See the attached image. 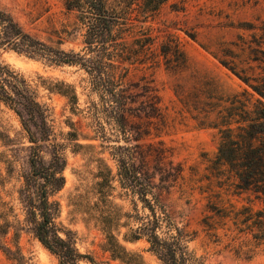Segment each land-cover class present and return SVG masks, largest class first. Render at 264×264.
<instances>
[{
	"label": "trees",
	"instance_id": "1",
	"mask_svg": "<svg viewBox=\"0 0 264 264\" xmlns=\"http://www.w3.org/2000/svg\"><path fill=\"white\" fill-rule=\"evenodd\" d=\"M166 1L62 0L65 11L74 14L72 29L65 32L81 35L80 50L64 49L41 39L0 7V48L13 49L47 64H77L87 73L90 88L98 95L87 107L93 118L94 134H81L78 126H72L67 133L71 138L78 135L100 138L99 145L111 149L117 166L113 173L107 161L100 158L101 180L96 182L94 190L99 206L91 218L103 234L101 248L107 255L97 260L92 253L79 249L73 229L56 220L61 205L53 195L64 185L67 158L64 143L52 137L54 123L50 107L38 99L36 88L20 71L0 60V100L18 114L32 142L27 147L28 168L21 173L23 182L18 188L22 218L0 190V250L8 258L22 256L18 237L26 230L57 257L59 264H82L81 260L89 264H146L140 251L125 244L141 238L147 242L146 249L164 264L196 263V256L187 244L192 232L180 223L167 202V186L161 184L165 179L160 177L156 181L144 158L136 163L128 149L132 145L119 142L121 138L126 142L135 139L133 146L140 148L141 136L131 130L136 122L133 117H141L139 111L146 116L160 113V95L144 69L163 65L172 74L188 70V57L178 35L167 30L168 25L153 32L155 27L151 22ZM175 9L179 8L175 5ZM260 28L264 31V19ZM247 48V66L239 65L234 59L220 58V61L252 91L243 89L225 94L208 76L201 80L194 105L185 98L181 82L175 84L174 91L183 104L182 109L195 111L200 124L217 129L212 166L217 169L224 166L235 179L236 187L254 193L264 204V39L256 45L248 44ZM137 70L142 73L138 74ZM59 91L67 94L71 102H78L75 88L70 94L68 90ZM182 170L178 163L174 176ZM115 179L124 188L123 192L131 196L133 211H123L114 201L111 190L115 188L112 183ZM244 208L240 221L251 220L264 235V206L256 211ZM223 211L219 214L224 215ZM123 227L126 230L122 231Z\"/></svg>",
	"mask_w": 264,
	"mask_h": 264
},
{
	"label": "rangeland",
	"instance_id": "2",
	"mask_svg": "<svg viewBox=\"0 0 264 264\" xmlns=\"http://www.w3.org/2000/svg\"><path fill=\"white\" fill-rule=\"evenodd\" d=\"M0 7L9 11L24 29L55 46L80 50L83 45L81 35L65 32L72 29L74 14L65 11L62 0H0ZM263 19L264 0H167L151 22L154 33L158 32L157 27L168 25L167 30L178 35L189 67L180 74L168 72L163 65L144 69L160 95V113L146 116L139 111L141 117H133L136 122L131 130L141 136L140 148L133 146L135 139L126 142L121 138L119 142L132 145L128 149L134 160L138 163L144 158L156 181L160 177L165 179L161 184L167 186V202L180 223L192 232L187 244L196 256L195 264H264V235L259 226L251 220L240 221L244 207L256 211L264 204L254 193L236 187L235 179L224 166L220 169L212 166L217 129L200 124L195 111L182 109L174 87L181 82L183 94L191 105L204 76L213 78L225 94L243 89L252 91L220 58L234 59L239 65L247 66V45H256L264 39L260 28ZM0 60L20 71L36 88L38 99L50 107L54 123L52 137L64 143L65 182L53 195L61 205L56 220L76 232V243L82 252L92 253L97 260L105 259L107 252L101 248L103 234L91 214L98 212L99 206L94 190L96 182L101 180L100 158L107 161L113 173L117 170L116 162L111 149L99 145L100 138L82 135L71 138L67 133L72 126H78L81 134H94L93 118L87 107L98 95L91 90L87 73L77 64H47L2 47ZM59 88L68 90L69 94L75 88L78 102H71ZM88 143L96 146H87ZM30 144L18 114L0 100V190L20 218L23 212L18 188L23 182L21 173L28 168ZM178 163L183 170L175 177ZM112 183L114 201L123 211H133L131 196L123 192L117 179ZM221 209L224 215L219 214ZM18 242L22 256L11 259L0 250V264H59L57 257L31 232L22 230ZM125 244L140 251L146 264H164L146 249L145 239ZM81 263L89 264L84 260Z\"/></svg>",
	"mask_w": 264,
	"mask_h": 264
}]
</instances>
